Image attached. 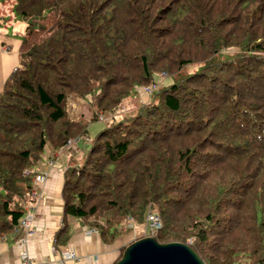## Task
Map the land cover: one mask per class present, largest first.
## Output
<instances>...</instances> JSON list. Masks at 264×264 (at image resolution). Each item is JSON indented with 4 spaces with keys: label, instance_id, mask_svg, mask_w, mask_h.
<instances>
[{
    "label": "trees",
    "instance_id": "16d2710c",
    "mask_svg": "<svg viewBox=\"0 0 264 264\" xmlns=\"http://www.w3.org/2000/svg\"><path fill=\"white\" fill-rule=\"evenodd\" d=\"M2 4L24 32L0 93V239L26 214L35 165L86 137L64 171L55 248L66 217L110 246L149 212L160 245L187 244L204 264H264V0ZM70 101H87L89 118ZM103 115L111 123L88 138Z\"/></svg>",
    "mask_w": 264,
    "mask_h": 264
},
{
    "label": "crops",
    "instance_id": "0c3cea01",
    "mask_svg": "<svg viewBox=\"0 0 264 264\" xmlns=\"http://www.w3.org/2000/svg\"><path fill=\"white\" fill-rule=\"evenodd\" d=\"M7 6L0 5V93L5 81L19 64L18 52L24 32V24L5 22V15H1L3 11L12 17ZM85 149L81 150L77 146L60 155L54 154L52 158L44 159L35 165L36 174H44V179L41 183H35L36 193L27 200L25 206L26 212L31 211L33 226L27 235L19 231L0 239V264H21L20 248L17 245L19 238H25L26 251L32 263L49 261L50 264H58L59 256L51 252L53 248L57 253L71 251L78 258L92 256L98 264H113L119 252V241L116 240L110 246L103 244L94 229L84 226L79 220L65 218L69 226L68 239L65 245L58 248L54 246L55 236L63 224L64 171L70 166L71 158L82 156ZM49 162L53 164L48 166ZM65 264H82V261H66Z\"/></svg>",
    "mask_w": 264,
    "mask_h": 264
},
{
    "label": "rangeland",
    "instance_id": "374dc122",
    "mask_svg": "<svg viewBox=\"0 0 264 264\" xmlns=\"http://www.w3.org/2000/svg\"><path fill=\"white\" fill-rule=\"evenodd\" d=\"M2 13H1V15H5L4 18H5V22L6 23L10 22V23H14L15 25H20V24L23 25V22L19 18H17V17L16 18L9 17V16H7L6 12H4V14H2ZM7 18H9V19L6 20ZM157 82H158V84L153 86L154 90H156V88L158 87L159 83H160V85H166V84H168L169 80H167V79H165L163 77L160 81H157ZM153 87H150V88H153ZM145 90L146 89H144V90L143 89H138V91H139L138 95L139 96H137V94H134L131 97V99H129V100H127V102L123 103V105L120 108V111H118L116 113V114L119 115V118L124 117V116H122V114H124V113H126V112H128L130 110H133L134 108H137L141 104H146L148 102L149 96L147 95ZM88 106H89V104H88L87 101H77V102L76 101H70V112L73 115H82L83 117L88 119L89 118V111H88L89 108H88ZM110 118H111V116L107 117V116L103 115V117H102L103 121H101L100 118H99L98 122L90 123L89 126L87 127V136H88V138H93V136L95 134H97L101 129L107 127L111 123V122H109ZM71 142L72 143L70 144V146L64 148L62 150V152L67 151V150L70 151L71 149H73V148H75L77 146L81 150L82 149L84 150L85 148H86L85 150H88L89 146H87V144L89 142H88V139L86 137L82 138L80 140L75 139V140H73ZM74 142H75V144H74ZM58 155H60V154L58 153ZM80 156H78V158H80ZM52 164H53L52 162H49L48 166H51ZM37 177H42V180H43L44 174H38V175L36 174L35 175V177L33 178V184L34 185H35V183H38V181H36ZM41 182H39V183H41ZM33 191H35V190L33 189L31 192H33ZM34 195H35V193H34ZM70 219H72V218H70ZM32 226H33V224H32ZM32 226L30 227L29 231L31 230ZM19 231L20 230L16 229V232H19ZM149 234H150V232H149V229H148L146 223H143L142 226H134L133 230H131L129 232H127V231L124 232V235L119 239L120 240L119 241V243H120L119 246L124 248L125 246H128L131 243H133L134 241H137V240L142 239V238L150 237ZM189 242L190 241H187V243H189Z\"/></svg>",
    "mask_w": 264,
    "mask_h": 264
},
{
    "label": "water",
    "instance_id": "95a60500",
    "mask_svg": "<svg viewBox=\"0 0 264 264\" xmlns=\"http://www.w3.org/2000/svg\"><path fill=\"white\" fill-rule=\"evenodd\" d=\"M115 264H204L196 253L181 243L158 244L146 237L128 245Z\"/></svg>",
    "mask_w": 264,
    "mask_h": 264
},
{
    "label": "built area",
    "instance_id": "2783aa9c",
    "mask_svg": "<svg viewBox=\"0 0 264 264\" xmlns=\"http://www.w3.org/2000/svg\"><path fill=\"white\" fill-rule=\"evenodd\" d=\"M153 91H154V87L145 90V92L147 93V95L149 97ZM43 179H44V177H43ZM36 181H38V182L43 181L42 177H37ZM34 193H36V192L35 191L29 192V194L26 195V197H31L34 195ZM32 221H33V216L31 214V211H27L25 216L23 217V219L20 221L17 229L20 231H24L25 235H27L30 232L29 229L32 226ZM146 225L149 229V232H150L149 236L150 237L154 236V234L160 229L159 219L149 212L146 215ZM17 245L20 248L21 264H50L49 261H41L38 263H32L30 261L29 255L26 251V240H25V238H19ZM51 252L56 254V255L58 254V256H59L57 258L58 264H65L66 261H74V262L82 261V264H98L96 258H94L92 256L78 258L71 251H61V252L57 253L53 250V248H51Z\"/></svg>",
    "mask_w": 264,
    "mask_h": 264
}]
</instances>
